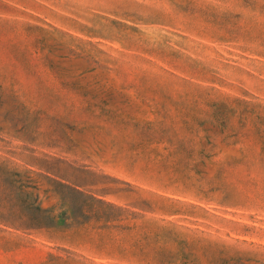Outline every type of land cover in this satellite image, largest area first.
Listing matches in <instances>:
<instances>
[{
	"label": "rangeland",
	"instance_id": "374dc122",
	"mask_svg": "<svg viewBox=\"0 0 264 264\" xmlns=\"http://www.w3.org/2000/svg\"><path fill=\"white\" fill-rule=\"evenodd\" d=\"M0 264H264V0H0Z\"/></svg>",
	"mask_w": 264,
	"mask_h": 264
}]
</instances>
